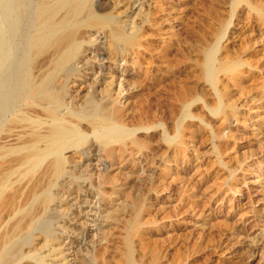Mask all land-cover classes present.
I'll use <instances>...</instances> for the list:
<instances>
[{"label": "rangeland", "instance_id": "obj_1", "mask_svg": "<svg viewBox=\"0 0 264 264\" xmlns=\"http://www.w3.org/2000/svg\"><path fill=\"white\" fill-rule=\"evenodd\" d=\"M247 1L264 11V0ZM92 8L138 32L139 44L110 54L108 40L90 30L72 79L86 90L71 94L65 108H81L91 93L102 100L113 79L123 125L148 129L134 132L144 148L115 143L109 152L91 147L69 158L79 187L73 194L66 180L56 199L63 217L54 222L66 264L96 251L100 264H116L136 213L138 262L264 264V19L233 0H92ZM216 41L223 60L240 65L236 77H220L217 90L198 68L201 48ZM77 82L69 85L74 91ZM54 245L49 264L57 262Z\"/></svg>", "mask_w": 264, "mask_h": 264}, {"label": "bare ground", "instance_id": "obj_2", "mask_svg": "<svg viewBox=\"0 0 264 264\" xmlns=\"http://www.w3.org/2000/svg\"><path fill=\"white\" fill-rule=\"evenodd\" d=\"M242 3L264 19L262 9L247 0H233L234 8H241ZM115 9L117 4L113 12ZM110 15L95 12L92 0H0V264H49L46 258L56 250L53 244L58 247L56 264H66L54 222L63 217L56 199L66 188V180L73 194L79 187L76 180L81 176L78 170H69V158L81 156L91 147L109 152L115 143L119 147L145 146L134 132L147 131V126L122 123L123 113L112 95L113 79L103 83L102 100L91 93L81 108H65L69 98L73 101L86 90L82 82L72 79L78 76L75 63L84 52L90 30L103 34L110 54H115L118 46L133 50L139 44L138 32L127 33ZM223 30L215 34L217 40ZM216 42L201 48L203 59L198 67L215 90L220 77H236L240 66L237 59L223 60ZM72 81L78 83L75 91L69 86ZM217 95L220 101L226 98L219 89ZM216 110L224 113L223 106ZM174 145L181 143L177 140ZM68 150L73 153L66 156ZM96 183L90 181V185ZM117 211L120 209H114L113 214ZM139 228L136 213L116 264H145L136 260L132 248L131 239ZM44 250L48 255H41ZM74 255V264H100L102 260L99 251L93 258ZM157 262L154 257L153 264Z\"/></svg>", "mask_w": 264, "mask_h": 264}]
</instances>
